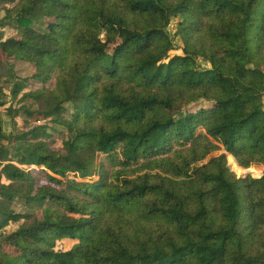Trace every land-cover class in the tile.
<instances>
[{"label": "trees", "instance_id": "16d2710c", "mask_svg": "<svg viewBox=\"0 0 264 264\" xmlns=\"http://www.w3.org/2000/svg\"><path fill=\"white\" fill-rule=\"evenodd\" d=\"M0 2V264H264V0Z\"/></svg>", "mask_w": 264, "mask_h": 264}, {"label": "rangeland", "instance_id": "374dc122", "mask_svg": "<svg viewBox=\"0 0 264 264\" xmlns=\"http://www.w3.org/2000/svg\"><path fill=\"white\" fill-rule=\"evenodd\" d=\"M0 19L3 17V6L0 2ZM170 30L172 31V33H175V23L172 24V26L170 27ZM7 31V30H6ZM10 30H8L7 32L9 33ZM176 43L180 46L181 42L179 41V39H176ZM202 68H207L208 66L206 64L200 65ZM15 69L17 72V76L24 80L29 78L32 74H33V69L30 66V64L27 63H21V62H17L15 64ZM28 87L25 88L24 91L27 90H37L39 88V85L34 83L32 80H29V82H27ZM55 85V83L53 82L51 85H49V87L53 88ZM1 86H3L4 88V93H5V101H6V105L5 107H3L2 109H0V114H1V118H2V123H3V132L6 135H11V134H15L19 131H25L28 130L30 128H32L34 126V121L35 119L29 118L27 115H25L24 110L21 109V104L20 103V97L17 99L12 96L11 94V90L13 88V83L9 82V81H2L1 82ZM263 103H264V97H263ZM24 105V104H23ZM216 105L208 100H201L193 105H191L190 109L193 112L199 111L200 109H211L214 108ZM9 107H12V109H18V114L17 112L12 113V115H7L6 114V109H8ZM20 109V110H19ZM187 112V111H186ZM201 130V129H198ZM56 138H61V136L56 134L55 135ZM52 147L56 150H60L61 149V140L59 139H55L52 141ZM173 151V150H172ZM222 153H225L227 155V160H228V165H231V170L234 171L239 178H244L246 173L248 172H244L247 171L248 169H242L239 167V165L237 164L236 160L234 158H232L230 155H228L227 152H225V150L217 153L216 155H220ZM97 163L101 166L102 164L105 165V168H108L110 170V172H114L117 167H115V162L111 163L107 160L106 156L104 155H99L98 159H97ZM3 165L0 164V169L2 168ZM20 168L26 169V170H31L36 176H38L39 178V182L45 183V174L43 171V167L39 168V167H31V166H20ZM264 171V166L262 167H253L249 169V172L251 173L250 175L254 178H260V177H255L254 175H257L261 172ZM99 175L98 176H94V181H97L99 179ZM71 179H76L75 174L70 175ZM79 181V180H78ZM87 181V180H86ZM93 182V181H92ZM68 190V189H67Z\"/></svg>", "mask_w": 264, "mask_h": 264}, {"label": "water", "instance_id": "95a60500", "mask_svg": "<svg viewBox=\"0 0 264 264\" xmlns=\"http://www.w3.org/2000/svg\"><path fill=\"white\" fill-rule=\"evenodd\" d=\"M229 168H230V166H229ZM244 172H248V173H246V175H245V177H247V176H249L251 173L249 172V169L247 170V171H244ZM244 177V178H245ZM263 177V176H262ZM262 177H260V178H262Z\"/></svg>", "mask_w": 264, "mask_h": 264}, {"label": "crops", "instance_id": "0c3cea01", "mask_svg": "<svg viewBox=\"0 0 264 264\" xmlns=\"http://www.w3.org/2000/svg\"><path fill=\"white\" fill-rule=\"evenodd\" d=\"M97 176V175H96Z\"/></svg>", "mask_w": 264, "mask_h": 264}]
</instances>
